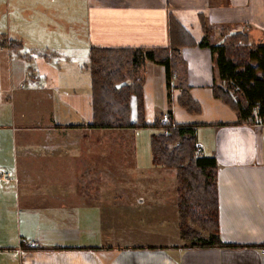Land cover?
<instances>
[{
    "label": "crops",
    "instance_id": "crops-1",
    "mask_svg": "<svg viewBox=\"0 0 264 264\" xmlns=\"http://www.w3.org/2000/svg\"><path fill=\"white\" fill-rule=\"evenodd\" d=\"M173 21L197 43L178 54L201 113L182 109L175 81L168 88L165 68L149 63L146 121L168 113L176 124L195 127L203 155L216 156L219 234L230 246L191 248L181 237L171 245H107L102 219L122 217L128 207L121 203L131 195L167 196V181L153 163L148 177L138 172L140 129L87 127L89 52L171 48ZM4 24L15 28L0 29V170L12 176L0 184V264H264V126L239 123L214 97L212 53L201 45H220L237 32L264 44V0H6ZM125 134L133 135V163L116 158ZM161 204L149 209L167 211ZM23 239L35 245H21ZM51 246L62 248L35 249Z\"/></svg>",
    "mask_w": 264,
    "mask_h": 264
},
{
    "label": "trees",
    "instance_id": "trees-1",
    "mask_svg": "<svg viewBox=\"0 0 264 264\" xmlns=\"http://www.w3.org/2000/svg\"><path fill=\"white\" fill-rule=\"evenodd\" d=\"M201 22L206 31L210 29L202 17ZM170 31L171 48L91 47L88 69L93 122L87 127L160 129L150 138L152 163L156 168L175 171L179 236L191 248L227 247L230 245L223 242L219 234V163L216 156H205L197 148L194 126L163 125L159 118L153 123L146 121L144 80L149 63L165 68L168 88L174 79V86L180 90L177 103L182 109L189 114L201 113V105L191 95L188 74L178 54L179 48L197 43L175 21ZM201 45L210 47L212 53L214 97L237 114L239 123H263L264 44H252L247 33L237 32L227 36L220 45L204 42ZM133 99L136 101L135 120L131 115ZM61 248L35 247L38 250Z\"/></svg>",
    "mask_w": 264,
    "mask_h": 264
},
{
    "label": "rangeland",
    "instance_id": "rangeland-1",
    "mask_svg": "<svg viewBox=\"0 0 264 264\" xmlns=\"http://www.w3.org/2000/svg\"><path fill=\"white\" fill-rule=\"evenodd\" d=\"M0 4L6 5V0H0ZM12 26V25H11ZM15 27L5 25L0 26L1 32L7 33L8 29H14ZM69 30L71 28L69 27ZM74 31V30H73ZM54 61L59 62L58 59H54ZM59 65L63 66L64 63H59ZM89 65V62H88ZM72 66V63L69 62V68ZM84 66V65H83ZM80 80L83 81L87 78L85 74L79 75ZM69 74V81H70ZM89 80V76H88ZM70 92V91H69ZM81 92V91H79ZM70 120V119H69ZM160 129L154 128H146L138 130L136 135L137 142V167L138 172L142 173L144 177H148V174L152 173L154 170V166L152 165V155H151V147H150V138L153 134L159 133ZM115 135H118L115 134ZM126 137L123 141V149L117 150L116 158L121 160L122 162L133 163L134 160V151L131 149V145L133 146V135L125 134ZM108 140L113 141L114 139ZM117 140V139H116ZM115 142H121L119 141ZM113 142V143H115ZM112 143V144H113ZM108 156V155H107ZM106 156V157H107ZM110 156V154H109ZM164 178L166 182L162 186V192L166 195H158L150 198L147 194L137 193L136 195H131L127 198V202H122L121 204H125L128 208L127 210L118 212L122 217H114V218H103L102 222L105 229L104 241L105 244L111 246L118 245H134V244H145L149 243L150 245L157 244H175L174 242L182 241L179 236V218L176 212V181H175V171L164 169ZM156 173V172H155ZM150 177V176H149ZM142 190V189H140ZM166 190V191H165ZM135 196V197H134ZM141 198V199H140ZM106 198V204L107 202ZM161 200H163V204H161ZM120 204V203H117ZM164 205V207H168L167 211L164 208V211L157 212L152 211L149 207ZM149 209V210H148ZM172 212V215L170 214ZM90 236H93L90 234Z\"/></svg>",
    "mask_w": 264,
    "mask_h": 264
},
{
    "label": "built area",
    "instance_id": "built-area-1",
    "mask_svg": "<svg viewBox=\"0 0 264 264\" xmlns=\"http://www.w3.org/2000/svg\"><path fill=\"white\" fill-rule=\"evenodd\" d=\"M174 78H175V76H174ZM21 87H23V85H21ZM161 121H162L163 125L171 124L172 127L175 126V122L174 121H172V123H171L168 113H164L162 115ZM256 125L264 126V122L263 123L257 122ZM164 133L166 134L167 132L164 131ZM197 148L200 150L201 149V145L197 144ZM11 177L12 176H11V174L8 171L0 170V184L3 183V182L9 181L11 179ZM21 245H25V246L29 245L30 247H32V246L35 245V242H28L27 240L23 239V240H21ZM261 254L264 255V247L261 248Z\"/></svg>",
    "mask_w": 264,
    "mask_h": 264
}]
</instances>
